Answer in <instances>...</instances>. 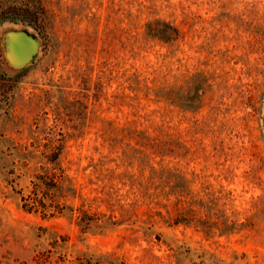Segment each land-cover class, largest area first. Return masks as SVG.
Here are the masks:
<instances>
[{
    "label": "rangeland",
    "instance_id": "rangeland-1",
    "mask_svg": "<svg viewBox=\"0 0 264 264\" xmlns=\"http://www.w3.org/2000/svg\"><path fill=\"white\" fill-rule=\"evenodd\" d=\"M39 4L0 23V264H264V0Z\"/></svg>",
    "mask_w": 264,
    "mask_h": 264
},
{
    "label": "trees",
    "instance_id": "trees-1",
    "mask_svg": "<svg viewBox=\"0 0 264 264\" xmlns=\"http://www.w3.org/2000/svg\"><path fill=\"white\" fill-rule=\"evenodd\" d=\"M31 4V2H25L22 6H19V11L0 10V23L5 21H11L14 23H21L33 26L39 32H45L44 26V9L40 7L39 0ZM11 11V12H10ZM174 32L172 27L163 23L155 22L154 27L151 29L153 37H158L166 32ZM125 128L117 127L114 131L115 135H122ZM128 131V130H125ZM136 133L134 131H128V133ZM138 133V132H137ZM60 151L51 155L48 162L52 164L50 168H45L41 173L34 176L32 182V188L28 195L23 196L22 207L29 212L41 213L43 216L52 217L54 215H60L63 213V203L60 202L61 191L64 183L63 168L59 161Z\"/></svg>",
    "mask_w": 264,
    "mask_h": 264
},
{
    "label": "flooded vegetation",
    "instance_id": "flooded-vegetation-1",
    "mask_svg": "<svg viewBox=\"0 0 264 264\" xmlns=\"http://www.w3.org/2000/svg\"><path fill=\"white\" fill-rule=\"evenodd\" d=\"M17 45H15V53L16 54H19V48L20 50L23 52V53H27L28 51V45L27 44H19V43H16Z\"/></svg>",
    "mask_w": 264,
    "mask_h": 264
},
{
    "label": "bare ground",
    "instance_id": "bare-ground-1",
    "mask_svg": "<svg viewBox=\"0 0 264 264\" xmlns=\"http://www.w3.org/2000/svg\"><path fill=\"white\" fill-rule=\"evenodd\" d=\"M17 55H19V54H17Z\"/></svg>",
    "mask_w": 264,
    "mask_h": 264
}]
</instances>
